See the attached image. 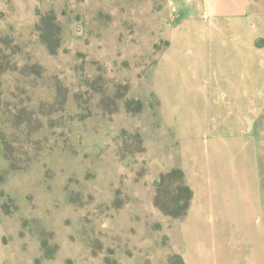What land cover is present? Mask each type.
<instances>
[{
  "label": "rangeland",
  "instance_id": "obj_1",
  "mask_svg": "<svg viewBox=\"0 0 264 264\" xmlns=\"http://www.w3.org/2000/svg\"><path fill=\"white\" fill-rule=\"evenodd\" d=\"M241 6L0 0V264H264V0Z\"/></svg>",
  "mask_w": 264,
  "mask_h": 264
},
{
  "label": "trees",
  "instance_id": "obj_2",
  "mask_svg": "<svg viewBox=\"0 0 264 264\" xmlns=\"http://www.w3.org/2000/svg\"><path fill=\"white\" fill-rule=\"evenodd\" d=\"M1 117H0V147H1V152H2V156L4 158V160H8L10 158L11 155V150H10V145L9 142L5 139L2 130H1ZM0 179H1V175H0Z\"/></svg>",
  "mask_w": 264,
  "mask_h": 264
},
{
  "label": "crops",
  "instance_id": "obj_3",
  "mask_svg": "<svg viewBox=\"0 0 264 264\" xmlns=\"http://www.w3.org/2000/svg\"><path fill=\"white\" fill-rule=\"evenodd\" d=\"M223 1L227 2V7L230 10V11H227L228 14H235L234 9L240 10L241 7H242L241 6V1L242 0H239V1L238 0H227V1L226 0H223ZM214 7H215L214 9H217V10H218V8H220L219 7V4L214 5ZM1 161H2V152H1V147H0V167H1Z\"/></svg>",
  "mask_w": 264,
  "mask_h": 264
}]
</instances>
